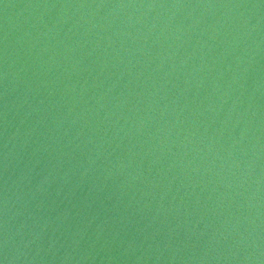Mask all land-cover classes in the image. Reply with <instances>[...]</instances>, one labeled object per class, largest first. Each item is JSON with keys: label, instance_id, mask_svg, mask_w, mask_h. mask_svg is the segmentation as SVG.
<instances>
[{"label": "water", "instance_id": "obj_1", "mask_svg": "<svg viewBox=\"0 0 264 264\" xmlns=\"http://www.w3.org/2000/svg\"><path fill=\"white\" fill-rule=\"evenodd\" d=\"M0 264H264V0H0Z\"/></svg>", "mask_w": 264, "mask_h": 264}]
</instances>
